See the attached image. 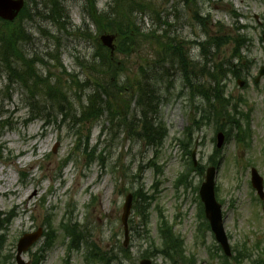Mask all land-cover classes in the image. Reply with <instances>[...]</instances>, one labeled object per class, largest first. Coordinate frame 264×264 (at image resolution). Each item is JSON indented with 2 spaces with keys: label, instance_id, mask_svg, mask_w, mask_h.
I'll return each instance as SVG.
<instances>
[{
  "label": "rangeland",
  "instance_id": "obj_1",
  "mask_svg": "<svg viewBox=\"0 0 264 264\" xmlns=\"http://www.w3.org/2000/svg\"><path fill=\"white\" fill-rule=\"evenodd\" d=\"M146 1L160 12L161 21L169 20L170 26L150 13L139 20L143 32L167 28L172 36L186 41L185 45L194 59H201L194 42L206 36L205 29L193 18L190 7L181 0ZM38 2L40 11L45 12V5L41 0ZM106 2L99 0L98 7H104ZM64 5L76 29H68L66 23L64 28L47 20L40 26L35 21H25L34 39L24 47L31 51L30 54L39 53L50 60L51 66L55 65L54 57L60 53L61 65L67 71L81 75L78 61L87 59L97 43L96 38H87L82 34L86 32L85 27L81 26L82 33L77 28L86 19L93 36L97 29L86 17L84 0H68ZM199 5L202 12L210 14L211 22L207 25L213 31H216L214 25L219 21L232 27L236 21L232 11H237L242 16L238 23L247 27L245 31L251 38L244 49V58L253 61V66L238 69L246 76L242 80L247 83L240 87L238 78L233 74H229L226 81L232 105H237L246 117L243 129H249V144L238 143L239 130L230 124L225 126V120L222 127H226L228 137L222 148H217L216 131L221 124H207L201 131L194 129V120L200 118L196 106L205 101L199 97L192 99L190 89L185 87L176 68L170 70L171 77H167L165 83L161 82L163 90L159 117L164 121L168 134L159 147L157 157L151 161L156 155L154 149L128 138L123 129L109 123L107 114L100 120L83 122L74 130L60 124L61 114L56 123L49 125L46 124V114L33 117L26 105V89L20 82L11 83L8 80V73L4 72L0 62V213H3L0 230L4 227L0 235L7 234L5 245L0 249V264H16L18 239L25 233L43 228L46 218L53 223L52 229L58 237L40 264H86V242L92 245L94 241L102 251L120 252L119 262L116 260L111 264H136L151 247L150 238L160 237L157 233L160 212L167 216L176 234L183 237L187 253L195 254L198 264H253L260 258L264 263V199L261 200L252 187L250 176L251 167H256L264 178V78L255 82L260 68L264 66V0H199ZM42 29L48 34L44 35ZM223 50L228 57L233 48L227 46ZM156 51L157 47L147 42L141 53L145 57L149 54L155 57ZM142 62L137 55L132 56L127 74L136 77L137 66ZM39 68L44 75L55 71L51 69L50 72L49 66ZM82 74L83 77H80L84 80L85 75ZM66 78L64 76L59 81L65 84ZM76 91L75 87V92H72L73 106L79 111L81 100L85 102L86 99L81 90ZM43 104L50 107L52 103ZM234 119H239V111ZM100 135L103 141L99 140ZM87 136H90L89 145L92 148L102 141L96 148L95 157L98 160L91 161L87 156L90 154L85 150ZM192 153L195 154L196 167ZM215 159L222 162L216 185L217 198L223 205L225 230L234 255H237L234 248L246 247L252 254L250 260L238 262L234 256H225L201 216L199 190L205 180L206 169L216 162ZM154 161L157 166L152 167ZM184 174L190 176L192 184L187 190L175 185L178 176ZM156 179L161 182L157 184V190L153 187ZM141 186L145 191L157 194L149 209V230L144 232L146 229L140 223L141 215L136 209L134 197L129 219V251L124 253L121 249L125 241L121 221L123 205L126 196L140 190ZM71 217L77 227L84 230L85 240L80 248L69 252V240L61 223ZM9 220L10 224L6 227ZM43 242L44 239H41L25 253L24 259L32 262ZM157 244L161 246L159 240ZM155 263L169 264L161 255L157 256Z\"/></svg>",
  "mask_w": 264,
  "mask_h": 264
},
{
  "label": "trees",
  "instance_id": "obj_2",
  "mask_svg": "<svg viewBox=\"0 0 264 264\" xmlns=\"http://www.w3.org/2000/svg\"><path fill=\"white\" fill-rule=\"evenodd\" d=\"M41 1L42 5H45L43 10L54 16V24L64 27L66 23L68 29H73L67 8L63 6L66 0ZM181 1L190 7L193 18L205 29L206 36L197 38L194 42L200 50L201 59H194L185 45L186 41L172 36V32L167 28H159L151 33L143 32L139 20L150 13L155 14L158 21L170 26L168 19L161 21L160 12L153 8L151 2L110 0L106 9L99 10L97 0H86V11L96 26L97 33L116 34L117 42L115 53L112 55L110 49L103 46L96 37L97 47L94 53L87 59L78 61L79 68L85 75L82 80V72L81 75L69 72L61 65L60 53L54 57L55 65L51 66L50 60L38 55L39 53L30 54L25 50V45L19 41L28 37L25 21H34L37 14L41 13L38 0H27L16 21L6 22L0 19L1 66L8 73L11 83L18 81L26 89L29 97L27 104L33 117L38 118L46 114L49 123L52 119L57 122L56 118L61 114V122L73 129L83 125V122L100 120L107 114L110 124L123 129L132 140H138L147 148L154 149L156 155L152 160L157 157L159 147L168 134L164 121L159 117L163 90L161 82L165 83L166 78L171 77L170 70L173 68L179 71L185 87L191 91L192 99L199 97L205 101L196 106L200 118L194 120V129L201 131L211 123L221 124L220 128L223 129L222 121L226 119H229L232 126L241 129V119H234L238 106L232 105L231 100L226 97L225 82L229 74L241 77V71L238 69L245 64L242 51L251 39L248 34L241 33V26L238 25L230 31L225 24L219 22L216 32L209 30L207 24L210 22V14L202 12L199 0ZM235 16L239 17L237 14ZM85 25L86 32L81 33L87 38H95L90 32L89 24ZM147 42L157 47L155 57L150 54L145 57L141 53ZM226 46L233 48L228 57L223 50ZM135 55L143 62L137 66L136 77H130L127 74L129 60ZM39 66H49L50 72L54 69L56 73L44 75ZM64 76H67L65 84L59 81ZM75 87L77 91L81 90L86 99L85 102L81 100L79 111L73 106L72 92H75ZM45 102L52 104L47 107L43 104ZM89 139L90 136H87L85 150L90 151L88 155L93 160L98 146L97 149H90ZM216 165L219 163L216 162ZM186 180L187 177L180 178L179 183ZM136 197V209L141 215V224L147 229L150 221L147 209L155 198L143 194L142 191L136 193ZM158 230L161 246L153 240V253H146L147 257H153L156 253L169 259L172 264H196L194 257L185 255L182 239L173 234L172 227L161 213ZM108 254L98 252L99 260L104 264H111L119 259L118 255Z\"/></svg>",
  "mask_w": 264,
  "mask_h": 264
},
{
  "label": "water",
  "instance_id": "obj_3",
  "mask_svg": "<svg viewBox=\"0 0 264 264\" xmlns=\"http://www.w3.org/2000/svg\"><path fill=\"white\" fill-rule=\"evenodd\" d=\"M23 7H24V0H0V17L5 20L12 21L18 16V14L20 13ZM114 40H115L114 36L111 35L102 36L103 43L106 46H108L110 49H112V51L114 50V44H113ZM263 74L264 72L261 75ZM240 85H243V83L240 82ZM222 143H223V135L219 134L218 146L221 147ZM252 175H253L252 183L259 190V193L262 195L263 179L258 174L256 169L252 170ZM215 177H216L215 167L209 168L207 171L206 180L201 186L200 194L205 204L206 216L209 218L211 222V226L214 233L216 234L217 240L223 245L227 254H230V246L224 230L221 205L218 204L216 201ZM131 206H132V195H129L124 207V215H123L126 240H128V236H129L127 220L130 214ZM38 237L39 234H28L21 239L19 243V254H18L19 264H25L21 260V254L23 251L27 250L38 239ZM140 264H152V262L150 260L145 259L142 260Z\"/></svg>",
  "mask_w": 264,
  "mask_h": 264
},
{
  "label": "bare ground",
  "instance_id": "obj_4",
  "mask_svg": "<svg viewBox=\"0 0 264 264\" xmlns=\"http://www.w3.org/2000/svg\"><path fill=\"white\" fill-rule=\"evenodd\" d=\"M46 20H47V22H51V23H53L54 24V16H51V15H49V13H47V12H41V13H38L37 14V16L35 17V19H34V21L40 26V23L41 22H46ZM36 25V24H35ZM41 29V28H40ZM27 31L29 32V33H27V39L26 40H23V39H20L19 41L21 42V44H30L31 43V41L34 39L33 38V33L30 31V29L27 27ZM42 32H43V34L45 35H47L48 34V32L45 30V29H42L41 30ZM27 50V49H26ZM28 51V50H27ZM28 52H31V51H28Z\"/></svg>",
  "mask_w": 264,
  "mask_h": 264
}]
</instances>
